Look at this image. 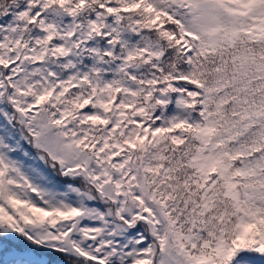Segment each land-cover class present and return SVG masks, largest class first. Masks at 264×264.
<instances>
[{
  "label": "snow or ice",
  "instance_id": "1",
  "mask_svg": "<svg viewBox=\"0 0 264 264\" xmlns=\"http://www.w3.org/2000/svg\"><path fill=\"white\" fill-rule=\"evenodd\" d=\"M0 264H264V0H0Z\"/></svg>",
  "mask_w": 264,
  "mask_h": 264
}]
</instances>
